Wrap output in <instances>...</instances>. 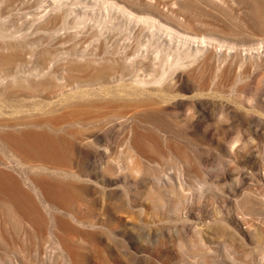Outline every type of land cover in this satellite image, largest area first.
Returning <instances> with one entry per match:
<instances>
[{"label":"rangeland","instance_id":"374dc122","mask_svg":"<svg viewBox=\"0 0 264 264\" xmlns=\"http://www.w3.org/2000/svg\"><path fill=\"white\" fill-rule=\"evenodd\" d=\"M0 264H264V0H0Z\"/></svg>","mask_w":264,"mask_h":264}]
</instances>
